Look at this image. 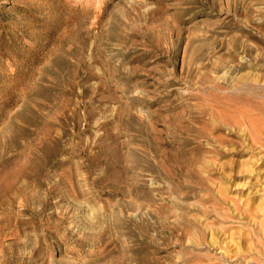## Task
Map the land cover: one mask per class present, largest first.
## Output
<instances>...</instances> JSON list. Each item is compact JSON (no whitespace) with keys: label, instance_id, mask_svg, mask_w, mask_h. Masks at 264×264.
Here are the masks:
<instances>
[{"label":"rangeland","instance_id":"1","mask_svg":"<svg viewBox=\"0 0 264 264\" xmlns=\"http://www.w3.org/2000/svg\"><path fill=\"white\" fill-rule=\"evenodd\" d=\"M262 125L264 0H0V264H264Z\"/></svg>","mask_w":264,"mask_h":264},{"label":"bare ground","instance_id":"2","mask_svg":"<svg viewBox=\"0 0 264 264\" xmlns=\"http://www.w3.org/2000/svg\"><path fill=\"white\" fill-rule=\"evenodd\" d=\"M251 124V123H250ZM262 126H264V125H262ZM251 128V127H250ZM259 128V127H258ZM252 130V129H251ZM262 130V129H261ZM251 132V131H250ZM251 136V135H250ZM256 136V135H255ZM252 137H254V136H252ZM262 138V137H261ZM252 139V138H251ZM250 139V140H251ZM254 139V138H253ZM256 139V138H255ZM253 141V140H252ZM253 142H255V141H253ZM253 144V143H252ZM262 254V253H261ZM257 261V260H256ZM252 264H255V262H253Z\"/></svg>","mask_w":264,"mask_h":264}]
</instances>
